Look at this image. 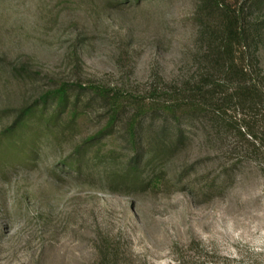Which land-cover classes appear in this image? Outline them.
<instances>
[{"label": "rangeland", "instance_id": "1", "mask_svg": "<svg viewBox=\"0 0 264 264\" xmlns=\"http://www.w3.org/2000/svg\"><path fill=\"white\" fill-rule=\"evenodd\" d=\"M196 1L0 0V129L61 80L85 86L71 95L86 109L71 131L66 114L56 123L64 130L39 127L25 162L0 164V264H96L99 237L115 239L122 264H264V144L239 146L201 114L188 145L165 158L160 190L109 193L102 174L128 152L126 105L112 135L87 146L78 174L63 164L106 120L90 84L148 101L152 88L198 75Z\"/></svg>", "mask_w": 264, "mask_h": 264}, {"label": "trees", "instance_id": "2", "mask_svg": "<svg viewBox=\"0 0 264 264\" xmlns=\"http://www.w3.org/2000/svg\"><path fill=\"white\" fill-rule=\"evenodd\" d=\"M193 12L196 77H180L170 80L168 87H154V98L148 101L116 87L88 86L107 105L106 120L82 139L67 158L70 162H63L76 174L87 146L111 136L126 105L129 111L132 108L124 120L128 146L124 164L103 172L108 188L102 191L129 194L133 189L160 190L169 181L163 167L165 158L188 145L189 127L201 114L214 132L234 134L239 146L255 151L264 144V70L260 65L264 0H197ZM73 54L80 58L77 50L73 49ZM75 87L85 88L77 81L61 80L15 109L10 123L0 129V164L25 162V146L34 155L39 127H60L56 123L63 114L65 130L75 127L77 116L86 113L83 107L78 108L79 96L72 99ZM82 146L86 148L80 151ZM92 152L91 158L98 161L99 150ZM152 164L159 166L150 167ZM116 243L114 238L96 239V264H122V255L114 249Z\"/></svg>", "mask_w": 264, "mask_h": 264}]
</instances>
